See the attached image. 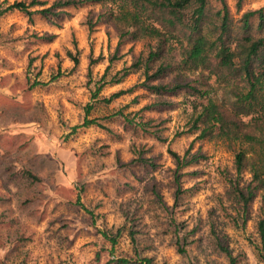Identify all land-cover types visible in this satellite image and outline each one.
Here are the masks:
<instances>
[{
    "label": "rangeland",
    "instance_id": "rangeland-1",
    "mask_svg": "<svg viewBox=\"0 0 264 264\" xmlns=\"http://www.w3.org/2000/svg\"><path fill=\"white\" fill-rule=\"evenodd\" d=\"M21 1L30 0H0V264H230L222 247L236 264H264L262 203L244 216L233 149L191 130L194 104L205 100L182 91L167 97L173 106L146 110L157 98L139 87L141 71L113 81L146 42L119 44L103 23L90 29L99 4L66 8L54 23L5 11ZM227 3L235 22L264 7ZM103 78L111 83L94 98ZM209 84L216 100L228 98ZM170 151L205 158L179 167ZM250 180L244 174L241 186Z\"/></svg>",
    "mask_w": 264,
    "mask_h": 264
},
{
    "label": "trees",
    "instance_id": "trees-1",
    "mask_svg": "<svg viewBox=\"0 0 264 264\" xmlns=\"http://www.w3.org/2000/svg\"><path fill=\"white\" fill-rule=\"evenodd\" d=\"M216 1L218 7L213 0H55L44 8L47 1L30 0L15 2L5 11H18L29 18L38 14L56 23L65 15L66 8L99 4L102 9L97 20L89 19L87 23L90 29L103 23L118 33L119 44L146 42V54L114 83L141 71L143 82L139 87L157 98V104L146 110L173 106L167 97L182 91L205 100L194 104L191 130L204 127L200 138L216 136L229 142L233 149L237 175L233 190L244 216L256 200L262 203L257 233L264 258V7L246 11L235 22L227 0ZM245 1L237 0V10H242ZM54 37L43 35L41 39L51 42ZM70 56L78 63L77 58ZM213 78L227 91L228 98L223 102L212 96L216 90L209 80ZM107 83L111 82L101 80L94 98ZM124 93H115L103 101L111 103ZM92 109L93 106H87V112ZM94 124L100 126L97 120L86 119L83 126ZM170 153L179 167L205 158L198 153L186 160L176 152ZM246 173L251 176L250 183L241 186ZM104 235L115 243L114 238ZM221 249L230 264H236L229 249Z\"/></svg>",
    "mask_w": 264,
    "mask_h": 264
}]
</instances>
